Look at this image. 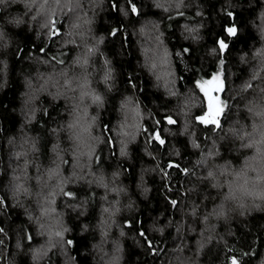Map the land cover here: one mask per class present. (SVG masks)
<instances>
[{
    "label": "clouds",
    "instance_id": "clouds-1",
    "mask_svg": "<svg viewBox=\"0 0 264 264\" xmlns=\"http://www.w3.org/2000/svg\"><path fill=\"white\" fill-rule=\"evenodd\" d=\"M149 4L159 15L146 16L147 19H142L141 11H146ZM16 5H21L23 12L13 11ZM208 8L209 4L202 0H147L145 4L121 0L118 8L115 0H0V42H2L0 50L7 51L11 46V39L7 34L9 29L18 33L22 26L27 25L25 34L33 37L28 56L35 54V45L43 35L44 46L39 49L41 63L49 65L54 60L56 65L61 66L57 70L53 65L52 71L48 74L39 73L37 80L42 82L38 87L33 85L30 79L25 78L29 91L21 93L28 97L25 101L24 124L31 126L37 122V115L41 109L34 105V101L41 93L47 94L52 101V105L43 109L44 118H49L53 105L59 104L61 100L64 101V105L56 109L55 114L49 119L48 130L53 142L48 145L46 164L42 163L41 159L39 133L33 136L22 128L24 134L18 142L12 138L7 141V145L12 147L9 155L19 163L15 167L9 166L11 167L8 181L10 187L6 185L8 200L0 195V209H2L0 217L5 218L4 225L0 226V237H2L0 264H21V256L26 258L27 264H56L57 257L60 264H79L76 255L73 254L75 241L69 237H72L74 232L81 237L89 233V223L84 222L82 218L87 217L89 213L87 200L95 197V193L90 192L88 198H78L75 191H69L70 188L76 189L81 186L85 190L95 187L103 193L99 197L102 201L99 221L92 229L97 232L99 239L96 242H92L91 239L88 241L95 253L91 258L92 264H122L125 259L122 238L127 236L125 229L132 227V219L118 222V217L124 212L129 216L135 213L136 218L141 213L142 205L135 199H129L127 203L122 204V196H127L128 190L117 183L122 175L119 168L109 176H106L102 169L93 172L92 168L94 163H100V148L103 145L107 146L106 150L111 156H115L120 161L127 160L131 164L129 146L138 141H142V146L139 148L140 155L155 162L151 171L156 175L158 182L164 181V188L160 189L164 199L161 210L154 217L148 212L147 224L140 227L138 233L135 231L128 237L134 242L135 249L144 252V245L140 240V237H143L147 242V248L151 250L146 257L151 260L152 257L161 255L164 247L156 241V245L160 247L158 252L157 247L153 246V241L148 237L153 234L163 237L165 230L171 227L174 228L173 238L176 234H180L183 238L187 224L186 217L190 216L193 219L199 218L202 227L197 230L193 225H187L188 234L196 237L191 242L192 247L189 248L190 242L184 240L183 243H177L169 248L174 254L170 257L169 264H202L203 254L213 242L227 244L219 231L221 223L228 226L227 234L237 240H239L237 226L244 233H251L248 237L250 247L247 250L228 248L233 254L228 258L227 264H244L248 259H251L253 264H264V247L261 246V239H264V220H259L258 225L253 228L252 220L249 219L254 212L258 217H264V0H259L258 8L256 0H248L247 4H243L241 0H222L216 11L212 13L211 21ZM251 8H256L255 14L246 19L245 27H241L235 13ZM110 11L118 12L120 19L125 22L132 18L141 19V23L133 32V37H138L136 44L142 58L135 67L142 69L151 79L149 86L151 92L154 93L159 89L163 93V100L173 102L170 108L160 109L164 124H161L160 119L151 111V107H148L147 112L144 111V107L157 105L158 101L151 99L150 103H146L142 98L143 78L139 82V88L132 80L134 74L140 77L138 70L135 73L133 71L126 73L128 78L126 86L131 89V94L125 93L122 99L117 97L114 108L112 106L109 97L114 95L117 88V68L114 65V57L109 55L104 45L110 38L116 37L117 33H121L124 40L123 49L127 50L129 46L125 23L117 26L114 21L109 20L107 13ZM224 16L229 19V24L224 25L229 41L226 42L224 36H216L214 31L212 36L216 43H208L207 29L213 22L219 29L221 24L219 17ZM64 17L69 18L67 23ZM102 17L103 24L109 27L108 32L98 31ZM176 20L181 21L178 26L172 23ZM58 24H64V30H61ZM33 25H36L35 33H33ZM247 26L251 27L260 43L252 48L251 44L256 39L251 40L249 42L251 54L249 55V51L234 53L237 68L235 70L231 67L226 68L229 64L227 54L231 40L244 35ZM45 29L47 31H44ZM173 29L176 36H171L170 39L174 42L178 38L180 44L174 51L165 42L166 35ZM57 37H61L57 40L59 48L66 49L71 46L76 49L67 66L62 58L69 55L67 51L60 53L59 56L49 54L48 59H43L52 40ZM16 38L20 40L19 51H16L15 55L19 59L24 42L20 36L16 35ZM201 45L205 47L201 48ZM193 48L197 52L190 58ZM117 51L120 59L123 52L121 48ZM211 61H215L214 65L210 63ZM9 64L7 57L0 60V74L4 77L0 82V89L6 88ZM240 69H246V72L242 80L235 85L231 99L244 100L240 108L246 113L248 123L236 119L231 124H225V113L228 112L231 103L225 98V94L229 91L228 81L241 74ZM204 70L209 72V77L215 76L220 86L221 105L212 122L203 119V114H196L199 106L192 98L199 92V89H195L197 80L209 78L203 76ZM226 72L228 81L225 80ZM185 76H191L192 82L188 83ZM180 86H186V91L180 92ZM188 89L195 91L191 92ZM29 105L31 107H28ZM93 108L96 109L95 113L92 112ZM109 108H112L115 115L110 128L103 123ZM65 114L68 120L60 121L58 117ZM146 119L154 125V130H149L148 124L144 123ZM52 121L56 123H51ZM38 126L45 127L42 120L39 121ZM208 129H211V134L217 136L220 141L229 138L237 142L234 148L245 152L251 150L250 154L243 156L238 166L231 160H226L223 164L215 163L216 157L221 155V150L217 140L212 139L206 131ZM198 131H200V139H197ZM61 133L65 136L64 141L61 140ZM181 140L183 144L180 143ZM202 140H211L207 151L203 150ZM185 152L197 153L192 157L191 167H183L182 163L177 162ZM232 154L238 155V151H233ZM68 158L71 159V166L69 173L65 175L63 169L69 165ZM187 158L184 156V159ZM165 160L168 161L166 167H160ZM201 166L206 169L202 175ZM30 168L33 170L31 173ZM129 169L130 167L123 168L130 175ZM173 169H178L180 172L179 181L175 179ZM189 173L201 183L208 181L209 188L220 196L219 201L210 205L202 215L199 214V210L208 197L205 195L200 200V204L195 203V198L192 201L188 200L190 194L198 191V186L184 184V179L189 177ZM2 174L3 170L0 168V175ZM145 183L141 175L137 187L142 189L141 199L148 202L151 208L154 205L149 200V195L153 193V186L145 187ZM174 190L179 191V196L176 198L170 195ZM110 195L116 198L109 200ZM180 197L185 199L182 201ZM78 199L80 202L67 203L68 200ZM212 199H215V195ZM58 200L63 203L61 209L57 208ZM28 201H32L35 207L29 205ZM165 201L171 206V210L164 208ZM183 203H189V208L185 209L181 219L173 224L177 205L182 206ZM10 207L16 209L27 223H15L14 228L6 231L12 221ZM66 209L71 210L73 221L79 222L78 230L69 223ZM165 211L168 212V219L160 225L159 221L164 218ZM77 212L78 216L75 215ZM233 214H238L246 222L236 221ZM28 225L35 229V236L41 239V243L33 244V232L29 230ZM21 227H23V235L18 231ZM114 228L117 232L115 238L112 237ZM25 244L32 246L25 249ZM108 244L112 245L111 250L107 248ZM167 246L165 244V247ZM185 249H189L187 255ZM257 252L260 253L259 259ZM80 255L88 256V248L82 249ZM141 259L142 257L139 256L134 257L133 264H137ZM157 264H163V260L157 261Z\"/></svg>",
    "mask_w": 264,
    "mask_h": 264
},
{
    "label": "trees",
    "instance_id": "trees-1",
    "mask_svg": "<svg viewBox=\"0 0 264 264\" xmlns=\"http://www.w3.org/2000/svg\"><path fill=\"white\" fill-rule=\"evenodd\" d=\"M135 4H145L147 3V0H132ZM202 2H207L209 4L208 8V15L209 20L211 21L212 13L216 11L217 6L222 3V0H202ZM243 4H247L248 0H241ZM115 3L117 5V8L119 7L121 0H115ZM127 7V5H125ZM256 7H259V0H256ZM23 8L21 5H16L13 11L23 12ZM256 8L251 9H243L241 11H237L235 13L236 19L238 20L241 27H245L246 25V19L252 17L255 14ZM191 14V13H189ZM31 15V13H29ZM159 13L155 12L151 9V5H148V8L146 11H141V18L147 19L146 16H158ZM107 17L109 20H112L115 22L117 26H119L122 23H125L126 29H128V39L127 43L129 48L127 50L123 49V36L121 33H117L116 37L110 38L104 45V48L108 51L110 56L114 57V65L117 68V88L115 89L114 95H111L109 99H111L112 106L114 108L115 106V100L117 97L123 98V95L125 93L131 94V89L127 88L128 78H127V71H140V77L136 76L135 74L132 77V80L134 83H137V87L139 88V82L141 78H143V87L144 91L141 93L142 98L146 103H150L151 99H155L158 101L157 105H149L144 107V111H148V107H151V111L156 114V116L160 119L161 124H164V117L161 115L160 109L164 108H170L172 106L171 100H163V93L157 89L154 93L150 91V84L151 79L147 76V74L142 69H136L135 65L136 63L141 61V56L139 54V49L136 44V39L138 37H133V32L136 30V27L139 23H141V19L132 18L129 19L127 22L120 19L118 12L113 13L109 12L107 13ZM27 19V17H25ZM68 17H64L65 23L68 22ZM221 24L219 29L216 28L215 23L213 22L211 24V27L207 29L206 34L208 35V43L215 44L216 40L212 36V33L215 31L216 36H224V40L227 42L229 41V36L226 34V29H224V25L229 24L228 17H219ZM180 20L173 21V25L178 26ZM61 30H64V24H58L57 25ZM27 29V25L22 26L20 29V32L16 33L14 30L9 29V32L7 33L11 39V46L7 49V51L0 50V60L4 59L5 57L8 58L10 64L9 68L7 69L8 76H7V85L5 89H0V128H2V132H0V168L3 170V174L0 175V195L4 196L5 200H8V190L7 187H10L8 184L9 176L11 173V167L10 165L15 167L18 161L11 158L9 155L12 151V147L7 145V141L9 138L14 139L15 141H19L20 138L23 136L24 131L21 129L23 128L25 131H28L31 135L36 136L37 133H39L38 139L40 140V147L42 148L41 153V159L42 163H47L48 161V145L51 144L52 137L49 134V119L53 114H55L56 109L61 108L64 105V101L61 100L59 104L53 105V109H51L49 118L43 117V109L45 107H48L52 105V101L50 97L47 94L41 93L39 98L34 101V105L41 109L40 113L37 115V122L33 123L31 126H28L24 124V118H25V110L26 105L25 101L27 100V95H21V93H27L29 89L26 87L25 84V78L30 79L33 82V85L37 86L40 82L37 80V75L39 73L48 74L52 71V66L55 65L57 70L61 67L60 65H56L55 61H51L49 65H45L41 63L40 60V51L39 49L44 46V36L41 35L40 40L38 44L35 45V54L31 57L28 56L30 51V45L33 44V37L30 34H25V31ZM36 25H33V33H35ZM246 32L244 35L237 36L235 39L231 40L230 48L227 54V58L229 60V64L226 65V68L231 67L233 70L237 68V62H236V56L234 53L242 52V51H249V42L251 40H255L256 37L253 34V30L250 26H247L245 28ZM44 31H47L45 29ZM98 31L102 32H108L109 27L103 24V17L101 18V23L98 26ZM16 35L20 36L23 40V52L20 55V58H16V51H19L18 45L20 44V40L16 38ZM176 36L175 29L173 31L169 32L165 37V42L168 43L173 51L175 50V47L180 46L178 38L173 42L171 41L170 37ZM61 37H57L56 39L52 40L51 46L47 49V52H45L43 59H48L49 54L59 56L60 53L67 51L69 55L63 56V60L65 63V66H67L72 59V55L76 52V49L74 47L69 46L68 48H59L57 45V40H60ZM2 43V42H0ZM260 41L258 38L255 40L254 43L251 44L252 48H255L258 46ZM242 46L243 48H240ZM188 47H191L188 45ZM204 45H201V48H204ZM121 48V52H123L122 57L118 58V49ZM129 52L131 53V56L129 57ZM197 50L191 49V56L196 55ZM249 51V55H250ZM27 57V60L25 58ZM219 57H217L218 59ZM174 59H176L174 57ZM207 60V58H205ZM203 63V62H202ZM211 64L214 65L215 61H211ZM177 69L179 70V62L177 60ZM241 74H238L235 76L231 81H228V75L226 72L225 80L229 83V91L225 94V98L230 100V106L228 109V112L225 113L224 123L225 124H231L234 122V120L239 119L243 121L244 123H248V119L246 116V113L241 110L240 106L243 105L244 100H241L237 98L236 100L231 99L232 92L234 91L235 85L239 83L242 80V76L244 72H246V69H240ZM183 75V73H181ZM204 77H209V72L207 70L203 71ZM194 78V77H193ZM4 79L3 74H0V82H2ZM185 80L188 81V83H191V76H185ZM214 81V84L216 85V90H210L208 98L205 97L203 87L206 86L207 83ZM102 88V86H101ZM195 89H199V92L196 93L192 98L195 101V103L199 106L196 109V114L200 115L203 114V116L208 115L209 122H212L215 118L216 114H211L209 111V104H210V98H216L218 106L216 107V111L220 108L221 100H220V86L218 84V80L215 76H211L208 79L200 78L197 80V83L195 85ZM195 89H188V91L194 92ZM51 91V89H49ZM180 92L186 91V86H180L179 88ZM247 99V97H245ZM7 105V107H5ZM142 106H143V100H142ZM28 107H31L29 105ZM70 110V109H69ZM96 109L93 108L92 112L95 113ZM119 118V117H117ZM60 121L66 122L68 120L67 114L60 115L58 117ZM115 119L114 111L112 108H109L107 110L106 115L104 116L103 123L107 124L110 128L112 120ZM43 121L45 127L41 128L38 126L39 121ZM51 123H56V121H52ZM145 124H148L149 130H154V125L150 123L148 119L144 121ZM199 127V126H197ZM238 127V125H237ZM95 131V129H94ZM178 131V130H177ZM209 135H211L212 139L217 140L218 146L221 150V155L216 157L215 163L217 164H223L226 160H231L234 165H239L241 158L247 154H250L251 150L240 151L237 148H234V145L237 143L229 138H225L223 141H220L219 138L215 135L211 134V129L206 130ZM161 132L163 133V128H161ZM197 139H200V131L197 132ZM61 140H65V136L63 133H61ZM181 144L184 142L181 140ZM202 145L204 146L203 150L207 151L208 146L211 143V140H202ZM65 146L66 143H65ZM142 146V141H138L136 144H132L129 146L130 156L132 163L130 164L127 160H117L115 156H111L110 153L106 150L107 146L103 145L100 148V163L99 164H93L92 171L97 172L98 170H103L106 176L111 175V173L116 170L117 168L120 169L122 175L120 177V180L117 182L118 184L123 185L128 190L127 196H122V204L127 203L129 199H135L139 204L142 205L141 213L139 216L135 218V213H132L131 216L125 215L124 212L121 213V215L118 217V222H122L124 219H132V227L125 229V232L127 233V236L122 238L123 245H124V256L125 259L122 261V264H133L134 257H142L140 261L137 262V264H157V261L163 260V264H169V259L174 254L169 251V248L174 247L177 243H183L184 240H188L189 248L192 247V241L195 240V236H190L187 231V225L191 224L197 230H199L202 225L200 224L199 218L193 219L190 216H187V224L185 225V231L183 234V238H181L180 234H176L173 238L174 228H168L165 230L164 236H156L155 234L150 235L148 237L149 240L153 241V246L157 247V251H160V247L156 245V241H159V245L163 248V253L161 255L152 257L151 260L146 257L148 252L151 251L147 248V242L144 241L143 237H140L141 244L144 245V252L141 253L139 250L134 248V242L130 240L128 237L131 236L135 231L138 233L140 230V227L143 225H146L149 217L147 215L148 212L152 213V216L154 217L160 210H161V204L163 202V195H161L160 189L164 188V181H157L156 175L151 171V168L154 167L155 162L146 157H142L140 155L139 148ZM158 147V146H157ZM155 151V149H153ZM233 151H238V155H233ZM197 155V153H183L181 160L177 161L178 163H182L183 167H191L193 164L192 157ZM184 156H187V159H184ZM67 158V157H66ZM69 159V165L64 167V173L67 175L70 171L71 166V159ZM111 161L110 163L108 161ZM168 161L165 160L163 164L160 165V167H166ZM211 163V162H210ZM123 165V167H121ZM124 167H130V175L129 173L125 172L123 170ZM33 170L30 168L29 172L31 173ZM172 171H175V179L177 181L180 180V172L178 169H173ZM195 171V168L193 169ZM204 172H206V169L202 166L200 167V174L202 175ZM143 175L144 180L146 181L145 187L147 186H153V193L149 195V200L153 203V207H149V203L145 202L141 199V192L142 189L137 187V183L139 181V177ZM169 175H172V173H169ZM184 184L187 186L189 184L198 186V191L190 194L188 197L189 201H192L195 198V203L200 204V200L206 195L208 199L201 205L199 214H203L210 205L216 204L220 196L217 195L214 190L210 189L208 186V181H203L201 183L200 180L192 178L191 173H189V177L184 179ZM33 187H35L33 185ZM179 185H177V188ZM69 191H75L77 193V197H84L88 198L90 192L95 193V197H92L91 199L87 200V207L89 209V213L87 217L82 218L84 222L89 223L90 231L87 235L81 237L75 234H73L72 237H69L70 239H73L75 241V246L73 248V254L76 255L77 260L79 264H92L91 258L95 256L94 251L91 249L88 241L91 239L92 242H96L99 239V236L96 231H93L95 224L99 221L100 216V206L102 204V201L99 199V197L103 194L102 190L97 189L95 187H92L91 189L85 190L83 186L80 188L72 189L70 188ZM173 198H176L179 196V191L174 190L170 194ZM215 195V199H212V197ZM116 197L114 195L109 196V200H114ZM63 199V198H61ZM180 199L183 201L185 198L180 197ZM80 202L79 199L77 201L68 200V204H73ZM29 205H32L34 208L35 205L32 204V201H28ZM57 208L61 209L63 208V203L61 200L57 201ZM164 208L171 210V206L167 204V201L164 202ZM189 208V203H183V205H177V211L174 213V220L173 224L177 223L181 219V215L184 213L185 209ZM2 211V209H0ZM10 215L12 216V221L9 223L8 228H6V231H10L12 228L15 227V223H27V221H23L22 216L19 212H17L16 209L9 208ZM68 212V220L69 223L73 224V228L75 230L79 229V222H75L74 216L71 212V210L66 209ZM76 216L79 215L77 212L75 214ZM236 221H239L240 223H245L246 221L242 220L238 214H233ZM168 219V212L165 211L164 218L159 221L160 225H163ZM249 219L252 220L251 227L255 228L259 220H264V217H258V215L254 212L252 217H249ZM141 220V224H139V221ZM5 223V218L0 217V226H3ZM29 230L33 232V244H39L41 243V239L37 238L35 236V229L28 225ZM145 233L147 234V228L144 229ZM237 236L239 237V240L233 238L232 236L228 235V226L224 223L220 224V233L224 236V239L227 241V244L224 243H216L213 242V244L206 248L204 254H203V261L202 264H227L228 258L233 254L232 252L228 251V248L235 247V248H241L244 250H247L250 247V244L248 242V237L251 235V233H244L242 229H240L237 226ZM18 231H20L21 235H23V227L19 228ZM117 236V232L115 228L112 231V237L115 238ZM2 238V237H0ZM165 244L168 246L165 247ZM32 245L25 244V249L31 247ZM261 246L264 247V239H261ZM88 248V256H82L80 255L82 249ZM107 248L111 250L112 245L108 244ZM189 249H185V255L188 254ZM260 253L257 252V259H259ZM21 264H27L26 258L21 256ZM56 264H60L59 257H57ZM244 264H253L251 259L245 260Z\"/></svg>",
    "mask_w": 264,
    "mask_h": 264
},
{
    "label": "rangeland",
    "instance_id": "rangeland-1",
    "mask_svg": "<svg viewBox=\"0 0 264 264\" xmlns=\"http://www.w3.org/2000/svg\"><path fill=\"white\" fill-rule=\"evenodd\" d=\"M216 90V85L214 84V81L212 82H209L206 84V86L203 87V91H204V94H205V97L208 98L209 96V91L210 90ZM218 106V103H217V100L216 98H210V104H209V111L211 114H216L217 111H216V107ZM203 119L207 120L209 119L208 115L206 116H203Z\"/></svg>",
    "mask_w": 264,
    "mask_h": 264
}]
</instances>
